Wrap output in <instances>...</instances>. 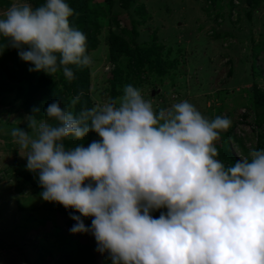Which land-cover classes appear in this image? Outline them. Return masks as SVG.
I'll return each mask as SVG.
<instances>
[{
	"label": "clouds",
	"instance_id": "clouds-1",
	"mask_svg": "<svg viewBox=\"0 0 264 264\" xmlns=\"http://www.w3.org/2000/svg\"><path fill=\"white\" fill-rule=\"evenodd\" d=\"M73 15L67 0H17L0 16V38L29 71L70 82L71 65L93 63ZM82 96L53 101L43 118L34 107L10 130L40 196L81 214H70L72 233H92L112 264H264V149L226 166L216 147L226 116L209 119L188 100L157 109L131 84L76 111ZM90 132L100 139L66 146ZM81 216L94 217L90 227Z\"/></svg>",
	"mask_w": 264,
	"mask_h": 264
},
{
	"label": "rangeland",
	"instance_id": "rangeland-1",
	"mask_svg": "<svg viewBox=\"0 0 264 264\" xmlns=\"http://www.w3.org/2000/svg\"><path fill=\"white\" fill-rule=\"evenodd\" d=\"M257 1L217 0L215 4L211 0H136L128 8L118 0L91 1L87 14L98 38L90 51L93 63L89 92L95 104L111 100L113 90L117 98L123 87L131 84L141 89L157 109L188 100L209 119L220 114L229 117L232 130L241 109L254 119L262 111V106L255 103V87L264 91V49L255 50L264 44V0ZM13 2L17 0H0V16ZM18 2L35 7L44 0ZM111 29L127 38L132 47H161L165 72L151 69L147 61L135 69L129 64V55L119 54V60H113L109 50ZM7 44L0 38V264H82L81 256H89L91 264H106L108 254L97 250L94 235L72 233L70 229L77 222L69 218V213L54 209L56 202L45 201L40 196L42 191L35 192L11 168L14 162L27 163L19 155L10 130L18 126L14 120L23 121L29 112L17 99L18 88L4 91L6 84H17L9 73L20 59L15 48L9 56L11 47ZM115 71L121 73L123 83L113 88ZM59 77L57 73L54 81ZM158 89L160 93L153 95ZM19 126L30 131L26 121ZM225 133L216 141L220 151L223 138L228 145ZM98 139L94 133L93 140ZM73 142L66 140L65 144L72 147ZM79 143L88 146L85 139ZM247 143V151H243L239 140L233 142L239 158L248 155Z\"/></svg>",
	"mask_w": 264,
	"mask_h": 264
},
{
	"label": "trees",
	"instance_id": "trees-1",
	"mask_svg": "<svg viewBox=\"0 0 264 264\" xmlns=\"http://www.w3.org/2000/svg\"><path fill=\"white\" fill-rule=\"evenodd\" d=\"M93 0H67V3L74 9V15L70 18L71 24L80 29L84 32L87 36V50L88 54L90 55V51L95 48L98 42V38L95 35L94 27L95 24L90 19L87 11L89 9V3ZM123 7H129L130 4L135 2L136 0H118ZM233 1V0H231ZM111 3L112 0H109ZM213 3H217V0H211ZM254 2H258L257 0H252V4ZM124 30V29H122ZM109 42H110V55L113 60H119L118 55H129L130 61L129 64L138 69L139 66H143L146 61L149 63L150 68L156 70L159 73H164L165 69L161 62V56L159 54L161 47H154V48H143L140 46H131V42L125 38L121 34L115 33L112 29L109 31ZM133 34V32H132ZM264 49V44H259L256 46L255 50L257 52ZM19 51V50H18ZM11 53V54H10ZM18 53V52H17ZM9 56H12L13 50L12 48L8 51ZM156 64V65H155ZM34 67L30 62H26L21 58L17 60L15 68L9 73L10 78L17 82L16 85L6 84L4 91L12 90L18 88L20 93H17V99L22 100L20 103L21 106L25 108L26 111L29 113L32 112L34 107L40 109V114L38 116L43 117V112L47 108L49 104H51L55 100H59L68 106L70 104V100L68 95L71 98L79 93H83L81 98V103L76 106V111H79L82 107H92L95 104L93 97L91 96L89 89H90V66L88 67H78L76 65H71L70 67L74 71L75 78L72 81H68L61 72L60 77L58 80L54 81L53 76L45 73V72H36V71H29L30 68ZM115 76L113 80V88L117 85L118 87L123 83L121 78V73L119 71H115ZM23 77V78H22ZM21 83V84H20ZM63 85V87H62ZM1 87V85H0ZM154 91V90H153ZM255 91L257 94L255 96L256 105L262 106V111L255 115L253 119L256 124L259 126H264V91L257 89L255 87ZM117 92L115 90L112 91V99H115L117 96ZM70 98V99H71ZM16 99V100H17ZM66 101V102H65ZM219 116H222L221 114ZM229 118V117H228ZM234 128V127H233ZM95 132H90L84 139L85 142L90 144L93 141ZM224 137L228 139V145L224 138L222 139L223 149L220 151L218 150V159L222 161L226 166H231L234 162L238 159V155L234 152L233 141L238 142L241 144V148L243 151H247V147L244 144L242 138L236 136L234 134V130L232 127L229 128ZM80 141L74 140L73 144H78ZM243 142V143H242ZM254 148L260 150L264 149V132L260 134V140ZM25 162H14L11 166L12 170L17 173L22 179L28 183L31 188L35 192L43 191L42 187L38 182V174L30 172L26 169ZM37 192V193H38ZM22 204V203H21ZM23 207V206H22ZM54 209H59L63 211H67L69 214V218L71 217L70 213L81 215L79 212H76L75 209L72 208H65L62 204L58 202L55 203ZM58 210V211H59ZM65 211V212H66ZM167 209H159L152 212V215L155 218H158L161 212H166ZM84 222L91 223L94 217H84L81 216ZM72 220V219H71ZM71 220L68 222L71 223ZM58 229L61 227L57 226ZM57 232V229L56 231ZM90 257L89 256H81L80 262L82 264H88ZM91 264V263H89ZM106 264H112V261L109 260Z\"/></svg>",
	"mask_w": 264,
	"mask_h": 264
},
{
	"label": "built area",
	"instance_id": "built-area-1",
	"mask_svg": "<svg viewBox=\"0 0 264 264\" xmlns=\"http://www.w3.org/2000/svg\"><path fill=\"white\" fill-rule=\"evenodd\" d=\"M249 112L246 109H241L238 114V119L234 128V134L247 141L248 148H254L260 140V134L264 132V126H259L249 117ZM235 142V141H233Z\"/></svg>",
	"mask_w": 264,
	"mask_h": 264
},
{
	"label": "water",
	"instance_id": "water-1",
	"mask_svg": "<svg viewBox=\"0 0 264 264\" xmlns=\"http://www.w3.org/2000/svg\"><path fill=\"white\" fill-rule=\"evenodd\" d=\"M152 93H153V95H155L156 93H160V89L154 90Z\"/></svg>",
	"mask_w": 264,
	"mask_h": 264
}]
</instances>
